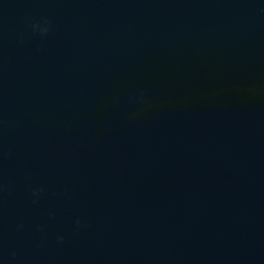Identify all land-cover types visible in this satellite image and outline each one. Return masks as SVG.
<instances>
[{"label":"water","instance_id":"95a60500","mask_svg":"<svg viewBox=\"0 0 264 264\" xmlns=\"http://www.w3.org/2000/svg\"><path fill=\"white\" fill-rule=\"evenodd\" d=\"M0 264H264V0H0Z\"/></svg>","mask_w":264,"mask_h":264}]
</instances>
